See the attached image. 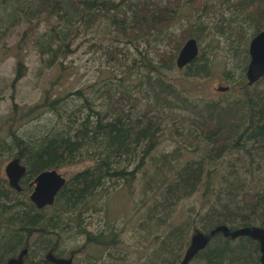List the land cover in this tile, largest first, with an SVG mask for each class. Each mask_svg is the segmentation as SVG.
<instances>
[{
	"label": "trees",
	"instance_id": "16d2710c",
	"mask_svg": "<svg viewBox=\"0 0 264 264\" xmlns=\"http://www.w3.org/2000/svg\"><path fill=\"white\" fill-rule=\"evenodd\" d=\"M27 7L0 0V41L22 22L28 30L46 23L35 44L49 54L42 60L50 69L72 52L68 38L77 22L87 31L102 21L110 42L93 83L46 92L40 103L15 104L0 117V264H52L48 254L72 264H113L134 253L135 264H181L196 234L264 229V78L250 86L246 77L249 44L264 31V0H35ZM183 18L179 39L163 37ZM165 38L172 50H156L158 60L141 48L147 42L159 49ZM192 38L200 54L178 69ZM219 54L230 89L203 96L198 83L213 75ZM26 73L18 58L12 85ZM45 113L50 123L40 126ZM31 124L33 132L22 133ZM164 143L172 150L156 155ZM14 159L26 167L21 192L2 174ZM82 164L53 206L40 210L31 202L42 172ZM260 257L258 241L217 233L191 262L261 264Z\"/></svg>",
	"mask_w": 264,
	"mask_h": 264
},
{
	"label": "rangeland",
	"instance_id": "374dc122",
	"mask_svg": "<svg viewBox=\"0 0 264 264\" xmlns=\"http://www.w3.org/2000/svg\"><path fill=\"white\" fill-rule=\"evenodd\" d=\"M18 1L20 2L21 6H24V9L29 7H27V5L35 2V0ZM112 1L119 2L120 0ZM209 2L219 3V0H209ZM14 5H17V3H14ZM1 11L2 9L0 8V12ZM192 13H194L195 16V12L193 10H190L188 16L192 18L193 21L194 16H190ZM209 18H212V16L210 15ZM208 21L211 22L210 19ZM187 23L188 22H186L185 18L178 20L176 24L173 25L172 29L168 33L164 34L163 37H166L167 35V37L170 38V33H174L175 35H178V38L176 39H179L181 27H186ZM49 28L50 26L44 22H36L34 28L32 30H28V24L22 22L20 23V26L12 28L10 31H8L4 40L0 41V117L7 116L15 104H19L21 106H33L41 102L46 92H50L51 95L54 96L63 92V90H66V92L76 91L86 87L88 84L93 83L98 78V75L100 76L101 72H99V68L104 66L103 61L106 59L104 51L110 42V40H104V38L107 36V31L102 21L87 31H85V27L82 26L80 22H77L73 28L71 27L72 29L69 33L68 40L71 43L72 52L68 56L64 53L60 54L58 57V63H62L63 66L58 64L52 69L45 66V63L42 60V56L43 58H48L49 54L45 53L44 55H41L39 47L37 44H35L38 37L48 31ZM0 31H4V29H1ZM25 33L26 36L24 37ZM23 37L26 38L25 42H23ZM165 41L166 45L159 49L149 47L147 42H142L141 48L144 50H149L151 57L158 60L156 50H172V47L167 44V38H165ZM151 42L153 45L155 44L153 40H151ZM20 43L23 46L24 43H26L22 51H19L17 48ZM128 50L134 55L137 54L132 46L131 49L128 48ZM219 55L221 56L217 57L214 63L213 75L209 79H206V81L203 80L202 82L198 83V87L203 96L208 97V94H210V96H219L222 93L217 92L216 88L227 85L225 77L222 75L225 65V59L223 57L224 55ZM18 58H22L26 63L27 73L22 80L13 86L12 83L16 76V64L18 62ZM179 74L180 73L178 72L177 76H180ZM50 116V114L45 113L40 120V126L49 124ZM34 127L35 124L25 126L22 130V133L26 131L33 132L32 129H34ZM171 150L172 146L169 143H164L159 148L156 155H160L163 152ZM8 163L9 161H6L2 167V174L5 178V168ZM86 166V164H82L66 167L59 172L68 179L75 173L86 168ZM137 187L138 191L135 193L133 200L139 199L140 196L139 185ZM122 201H125L124 195L122 198L114 200L116 204H122ZM193 202V199H191L181 204L174 216V219L172 220L173 224H177L184 219L183 213L185 212V209ZM96 226L97 224L95 227ZM150 239L151 238H148V240ZM67 248L69 249V252L72 250L75 251L78 249V245H68ZM136 255L138 254L134 253L132 257L129 255L128 260H122L120 262L116 261L113 264H135L136 261L133 259ZM190 264L203 263L193 261Z\"/></svg>",
	"mask_w": 264,
	"mask_h": 264
},
{
	"label": "water",
	"instance_id": "95a60500",
	"mask_svg": "<svg viewBox=\"0 0 264 264\" xmlns=\"http://www.w3.org/2000/svg\"><path fill=\"white\" fill-rule=\"evenodd\" d=\"M200 54V46L195 38L189 39L184 44L177 58L178 69H184L198 58ZM250 63L246 73V77L250 86L256 84L264 78V31L254 37L249 44ZM228 86H220L216 88L219 93L229 91ZM6 178L10 186L22 191L20 186L21 179L26 174V167L23 166L19 159L10 161L5 168ZM67 178L60 174L57 170L44 171L35 179L32 184L33 191L30 195L31 202L40 210L51 207L55 204V200L61 190L65 187ZM217 233H224L225 236L232 238L250 237L260 244V262L264 264V229L263 228H244L237 231H230L226 226L218 227L210 234H196L192 238L191 245L181 264H190L196 255L204 250L213 236ZM46 262L52 264H72L68 259H57L52 254H48ZM9 264H21L20 260H13Z\"/></svg>",
	"mask_w": 264,
	"mask_h": 264
},
{
	"label": "flooded vegetation",
	"instance_id": "af4514ba",
	"mask_svg": "<svg viewBox=\"0 0 264 264\" xmlns=\"http://www.w3.org/2000/svg\"><path fill=\"white\" fill-rule=\"evenodd\" d=\"M25 175H26V174H25ZM24 177H25V176H24ZM24 177H23V178H24ZM23 178H22V179H23ZM22 179H21V181H22ZM7 180H8V179H7ZM21 181H20V186H21ZM8 182H9V181H8ZM21 188H22V187H21ZM16 191H17V190H16ZM20 192H21V191H20ZM22 256H23V255H21V258H22ZM12 261H13V260H12ZM15 261H16V260H15ZM20 261H21V264H23V261H22L21 259H20ZM10 262H11V261H10Z\"/></svg>",
	"mask_w": 264,
	"mask_h": 264
}]
</instances>
